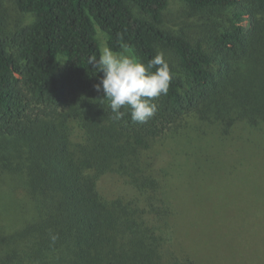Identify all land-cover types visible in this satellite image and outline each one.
Returning <instances> with one entry per match:
<instances>
[{
	"label": "trees",
	"instance_id": "1",
	"mask_svg": "<svg viewBox=\"0 0 264 264\" xmlns=\"http://www.w3.org/2000/svg\"><path fill=\"white\" fill-rule=\"evenodd\" d=\"M179 2L178 26L169 0H14V14L0 6V264H221L225 251L247 259L245 219L237 243L194 224L226 208L205 201L202 182L241 170L242 183L264 162V0ZM98 27L118 53L144 63L164 53L173 79L147 122H132L127 106L114 120L94 87ZM167 137L188 144L184 161L159 165ZM107 174L131 194L103 195ZM193 228L215 243L192 247Z\"/></svg>",
	"mask_w": 264,
	"mask_h": 264
},
{
	"label": "rangeland",
	"instance_id": "2",
	"mask_svg": "<svg viewBox=\"0 0 264 264\" xmlns=\"http://www.w3.org/2000/svg\"><path fill=\"white\" fill-rule=\"evenodd\" d=\"M0 6L4 7L5 9L9 10L11 14L16 13L15 7H14V0H0ZM166 15L169 21L170 25L178 26L180 22H183L185 20V15L183 14V8L179 2V0H169V6L166 11ZM192 19V18H191ZM249 22L248 19L244 22V24H247ZM249 26V23H248ZM97 39L100 44L101 50L103 47L107 46V39L105 34L102 32V30L98 27L97 28ZM123 55H129L131 57H134L133 53L130 50H126L123 53ZM135 58V57H134ZM82 132L80 129L73 125V131L71 138L74 141H78L81 139ZM213 139V136L208 135L204 137L201 141H199L197 144L200 146L206 147L208 143ZM165 147L163 148V152L161 154V158L159 161V165H166L167 163L171 162L176 159L178 162H182L185 160L186 151L189 150V146L186 143L185 140L182 139L179 141V139H173L170 137H167L165 140ZM250 162H245V165L249 166L248 164ZM260 165L251 166L249 169V172H247V176L249 177V180H246L242 183L239 182V180H242V171L240 170L237 172V175L231 177H224V178H218L214 177V180H209L210 184L202 182L203 188H200V193L204 195L205 201L209 204L211 203H219L221 207L226 206V210H220L219 213L214 211H208L203 212L198 222L194 225H202L205 221L208 225H216L219 227V231L222 233L225 238L229 239V242H240V239L238 238V235L240 236V233L242 231L241 229V223L245 219V223L243 226L246 227L247 235H250V238L242 236V244H245V249L248 252L247 259L243 258L244 260H241L242 257L237 255V258H234L233 255L228 254L226 251L223 253L221 264H256L254 262L259 261L255 259V252L258 250L259 245L255 246V242L258 239L256 238V231L259 230L258 223L260 221L259 215L264 214V162L259 163ZM263 164V165H261ZM257 166V167H256ZM246 166L244 167V169ZM249 167H247L245 170H247ZM195 181V180H194ZM17 182V183H16ZM10 184H17L19 181H8ZM199 183V182H197ZM240 184V185H238ZM189 186V185H187ZM233 186V188H232ZM5 186L3 183H1L0 190L4 191ZM99 188L103 195L107 197H116L122 194H131V189L121 183V181L112 174H107L103 176L99 182ZM8 189V187H7ZM15 189L12 188V193L16 196L17 192L14 191ZM18 191L22 189H17ZM191 192L189 189L186 188L185 190V199H187L190 196ZM4 204L5 199H4ZM247 205V207L251 208V211L248 212V214H242L241 216H238L239 210L242 208V206ZM208 214L209 217L206 216ZM202 220V221H201ZM261 226V225H260ZM160 230V229H159ZM193 243L192 247L196 245L198 248V244L201 247L204 245L205 242H211L213 238L216 237V235L210 234L208 236L200 237L197 234H200L201 230L194 229L193 228ZM201 240L199 243L198 241ZM223 238H221V241ZM215 243V242H214ZM261 243V241H260ZM264 243H261V246ZM226 245V244H224ZM232 246V244H230ZM227 246V245H226ZM234 246V245H233ZM260 246V247H261ZM225 249V246H222ZM259 247V248H260ZM261 252V251H260ZM229 255V256H228ZM253 255V256H252ZM260 255V254H259ZM263 255V253H262ZM259 261V264H264V257H262ZM248 258L250 260H248ZM253 259V261H252ZM246 260V261H245ZM256 260V261H255ZM258 264V263H257Z\"/></svg>",
	"mask_w": 264,
	"mask_h": 264
},
{
	"label": "clouds",
	"instance_id": "3",
	"mask_svg": "<svg viewBox=\"0 0 264 264\" xmlns=\"http://www.w3.org/2000/svg\"><path fill=\"white\" fill-rule=\"evenodd\" d=\"M88 64L103 73L94 87L103 92L115 114L113 119L117 121L123 119L125 112L121 109L127 106L132 122H147L157 112V104L153 100L168 93L173 79L162 51L144 63L105 46L99 58L95 55L88 58ZM57 238L56 235L51 236L53 243Z\"/></svg>",
	"mask_w": 264,
	"mask_h": 264
}]
</instances>
